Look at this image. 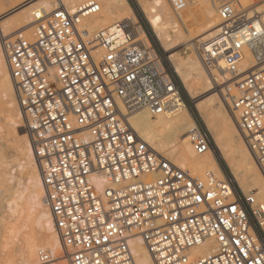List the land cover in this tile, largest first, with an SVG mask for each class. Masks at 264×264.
<instances>
[{
    "label": "built area",
    "instance_id": "1",
    "mask_svg": "<svg viewBox=\"0 0 264 264\" xmlns=\"http://www.w3.org/2000/svg\"><path fill=\"white\" fill-rule=\"evenodd\" d=\"M259 5L264 0H219L221 22L199 50L209 71L224 62L234 77L228 104L264 174ZM100 9L89 2L70 11L59 2L53 12L36 15L31 36L21 31L3 40L44 201L68 263L137 264L131 241L140 237L153 264H264L256 196L224 165L222 176L195 175L140 139L130 117L141 110L163 115L183 100L182 91L166 53L139 21L86 29L83 20ZM246 55L250 67L242 71ZM193 120L195 154H217L201 118ZM94 174L110 186L100 192ZM40 258L49 261V252Z\"/></svg>",
    "mask_w": 264,
    "mask_h": 264
},
{
    "label": "bare ground",
    "instance_id": "2",
    "mask_svg": "<svg viewBox=\"0 0 264 264\" xmlns=\"http://www.w3.org/2000/svg\"><path fill=\"white\" fill-rule=\"evenodd\" d=\"M137 1L161 48L168 55L171 68L187 94L196 100L199 117L211 133L219 156L217 157L214 152H208L202 156L195 154L189 134L195 128V122L181 99L175 101L171 110L156 118H153L147 110L138 111L130 117V123L140 139L153 150L195 175L201 176L209 171L222 176L219 159L222 160L242 190L245 193L252 192L256 196L255 213L264 229V174L260 171L255 156L238 130L233 113L221 100L216 99V103L197 100L200 97L199 93L210 87L211 75H216L218 82H230L235 80L234 77L225 71L224 62H220V67L217 70L209 71L202 63L199 51L195 52L193 44L190 45L191 47L187 46V48H191V55L189 54L188 58L180 57L178 53L172 52L176 44L181 43L182 40L185 45H188L194 39L206 34L199 40L200 43H203L215 33L213 31L221 22L218 14L219 0H190L194 6H189L193 9L199 8L200 15L194 19L189 17L192 20L188 22L189 20L185 21L186 18L183 17L184 12L180 14L184 29H181V23L177 17L170 13L164 0ZM247 1L243 0L244 3ZM59 2H62L70 11L85 6L89 2L100 4L99 13L90 15L83 20L84 27L89 31H95L125 20L134 21V13L128 0H37L13 11H5V15L0 17V111L4 115L6 128L8 127L13 133L15 142L13 162L0 155V198H3L2 200L6 204L8 218L11 221L10 225L8 222L5 227L7 231L4 229L8 232V234H4L7 235L4 236L7 237V243L3 245L6 247H1L4 249L0 251L2 253L0 258L2 259V255L9 257L13 247L18 245L20 255L18 259L17 255L15 257L20 264H49L54 261L57 262L54 264L69 263L68 256L64 253L61 239L55 229L53 216L44 201L45 188L27 133L24 116L18 104L16 87L3 51V40L21 31H24L27 36H31L34 31L33 24L36 15L53 12ZM9 3L11 0H0V14ZM193 9L190 11L192 12ZM16 10H19L16 14L5 18ZM258 11H264V5H259ZM141 34L143 37L146 36L144 31H141ZM250 59V56L246 55L241 64L242 71L250 67ZM235 84L233 82L228 87L232 88ZM225 90H223L224 93ZM227 101L229 98L226 99ZM7 131L0 124V138ZM14 168H17L15 173L13 172ZM92 177L100 192L110 186L109 182L98 174H94ZM22 179L25 180L23 183ZM5 239L3 240L5 241ZM131 246L137 264H153L140 237H135L131 241ZM42 250L49 252V262H42L40 258ZM199 251V249L196 250V253ZM4 257L3 261L0 259V264H13L10 263L12 261L8 257ZM4 259L7 262H4ZM11 260L13 259L11 258Z\"/></svg>",
    "mask_w": 264,
    "mask_h": 264
},
{
    "label": "rangeland",
    "instance_id": "3",
    "mask_svg": "<svg viewBox=\"0 0 264 264\" xmlns=\"http://www.w3.org/2000/svg\"><path fill=\"white\" fill-rule=\"evenodd\" d=\"M37 0H11V3H9L6 7H5V9H4V11L3 12H1V14H0V17L2 16V15H5L4 13H6V12H8V11H13V10H15V9H17V8H19V7H21V6H24V5H29V4H31V3H34V2H36ZM166 3H167V6H168V8H169V10H170V13H172L175 17H177V19L179 20V22L181 23V29L183 28V26H182V16L180 17V14H183V12H184V18H186V20L185 21H188V22H190L192 19H194V18H196V16H199L200 14L198 13L199 12V8L198 9H193L192 7H190V6H194V4H193V2H190V0H164ZM189 1V2H188ZM97 2V1H96ZM128 2H129V4H130V6H131V8H132V10H133V13H134V22H137V21H139L140 22V24L143 26V28H144V30H145V32H146V34L151 38L152 37V39L157 43V45L159 46V48L160 49H162L161 48V46H160V44H159V42L157 41V39H156V36H155V34H154V31L152 30V28H151V26H150V24H149V22H148V20L145 18V16L143 15V13H142V11H141V8H140V5H139V3H138V1L137 0H128ZM173 2V3H172ZM192 3V4H191ZM175 4V5H174ZM190 5V6H189ZM190 7V8H189ZM193 9V13L190 11V10H192ZM6 11V12H5ZM17 11H19V10H16V11H14V12H12L11 14H8L7 16H5V18H7V17H10L11 15H14V14H16L17 13ZM197 11V13H194V12H196ZM36 12V11H35ZM185 12H188L187 14L185 13ZM190 12V13H189ZM186 14V15H185ZM192 18V19H190V18ZM184 29V28H183ZM216 30V29H215ZM214 30V31H215ZM184 31V30H183ZM213 31V32H214ZM212 32V33H213ZM201 34V33H200ZM15 34H13L12 36H14ZM12 36H10V37H12ZM198 36V35H197ZM197 36H195V37H197ZM206 36V34H204L203 36H200V38H196V39H194L193 41H191V43L190 44H188V45H185L184 43H183V40L182 41H180L181 43H177L176 44V46L174 47V49H173V51L172 52H176V53H178L179 54V56L180 57H183V58H188V56H190L191 55V48H187V46H189V47H191L190 45H192L193 44V47H194V49H195V52H197L198 53V51H199V53H201L200 52V50H199V48H200V45H201V43L199 42V40H201L202 38H204ZM10 37H8V38H10ZM184 44V45H183ZM162 51L164 52V50L162 49ZM165 53V52H164ZM190 54V55H189ZM167 55V54H166ZM166 61H167V63H168V65H169V67H170V69L172 70V72L174 73V75H175V77H176V79H177V81H178V84H179V86H180V89H181V91H182V93H181V95H182V99H183V102L185 103V105H186V107H187V109L189 110V112L191 113V115L194 117V115H197L198 117H199V113H198V111H197V109H196V100H194V99H192L188 94H187V92L185 91V89L183 88V86H182V83L180 82V80H179V78L177 77V75H176V73L174 72V70L171 68V66H170V63H169V60H168V55H167V58H166ZM233 81L234 80H232V81H230V82H218V78H217V76L216 75H211V85H210V87H208L207 89H205V90H203L202 92H200L199 94H200V97L197 99L198 101H204L205 103H216V99H218V101H223L224 103H225V105H227V108L230 110V107H229V104H228V102L229 101H227L226 102V99H228V91H229V87L228 86H230L232 83H233ZM226 89V90H225ZM228 89V90H227ZM234 88H232L231 90H233ZM223 90H225L226 92L224 93V91ZM225 95H227V96H225ZM227 97V98H226ZM0 124L2 125V126H4L5 127V129H7L8 131H7V133L6 134H4L1 138H0V155L1 156H3V157H5L8 161H10V162H13V160H14V158H13V156H15V153H14V148H15V142H14V138H13V133L11 132V130L7 127L6 128V122L4 121V115L2 114V112L0 111ZM28 133V132H27ZM30 139V138H29ZM217 155V157L219 156V154L217 153L216 154ZM219 165H220V167H222V165H224L225 167H227L226 166V164L222 161V160H220L219 159ZM17 171V168H14L13 169V172L15 173ZM22 181V183L25 181L24 179H22L21 180ZM3 198H0V251H2V249H4V248H2L1 249V247H6V246H3V245H5L6 243H7V237H4V236H7V235H4V234H8V232H6L7 230L5 229V227H7V223L9 222V225H10V222L11 221H9L10 219L8 218V214H7V207H6V204L3 202V200H2ZM8 219V220H7ZM6 224V225H5ZM9 228H10V226H8ZM11 227H12V225H11ZM6 231H5V230ZM8 229V228H7ZM4 237V238H3ZM6 238V239H5ZM3 239H5V241L3 240ZM3 242H5V243H3ZM18 246V245H17ZM16 245H15V248L13 247V250L11 251L12 252V255H11V252L9 253V257L8 256H6V257H8L9 259H10V261H12V262H10V263H13V264H15L16 262V264H20V262L19 261H17V259H18V257H19V255H20V253H19V249H18V247H17ZM17 247V248H16ZM16 249V250H15ZM4 251V250H3ZM15 252V253H14ZM13 253H14V255H13ZM0 254H2V253H0ZM17 255V256H16ZM3 257H4V255H2ZM1 256V257H2ZM10 256H12V257H10ZM17 257V259H16V257ZM3 257H2V261H3ZM6 257H4V258H6ZM14 257V258H13ZM7 258V259H8ZM11 258L13 259V260H11ZM39 258V257H38ZM37 258V259H38ZM40 260V259H39ZM7 262V260L6 259H4V262ZM50 261V260H49ZM48 261V262H49ZM19 262V263H18ZM43 263H45L44 261H42ZM47 262V261H46ZM56 261H54V262H50L49 264H54ZM57 263V262H56Z\"/></svg>",
    "mask_w": 264,
    "mask_h": 264
}]
</instances>
